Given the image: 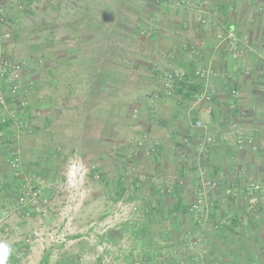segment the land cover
<instances>
[{"label": "crops", "instance_id": "1", "mask_svg": "<svg viewBox=\"0 0 264 264\" xmlns=\"http://www.w3.org/2000/svg\"><path fill=\"white\" fill-rule=\"evenodd\" d=\"M0 9V55L24 63L30 116L38 92V127L54 140L69 130L100 160L104 194L115 182L118 209L131 211L33 247L10 241L8 264H264V0H0ZM175 68L187 75L165 95ZM206 87L213 97L198 103ZM110 98L134 116L128 185L125 164L115 181L107 169ZM239 133L254 145L240 146ZM9 146L0 147L5 195L24 179L7 163Z\"/></svg>", "mask_w": 264, "mask_h": 264}, {"label": "rangeland", "instance_id": "2", "mask_svg": "<svg viewBox=\"0 0 264 264\" xmlns=\"http://www.w3.org/2000/svg\"><path fill=\"white\" fill-rule=\"evenodd\" d=\"M39 99L38 92H34L32 97L34 105L32 112L34 114L31 118L33 132L31 134L26 133L29 134L28 136L23 135L20 144L12 147L15 149L20 148L18 156L21 161V174L24 176H41V197L33 207V212L26 215L21 208L18 209V212L17 208L12 205V202L18 203L17 199L23 181L16 189L10 184L6 195L0 189V197L2 196V199L0 198V241L12 243L10 241H20L22 239L32 247L37 244V238L41 236L47 243L55 235L81 233L80 230L87 227L83 226L84 219L96 220L100 223L101 219L114 220L122 217L123 213L126 215L131 214L130 210L122 211L118 209L117 200L113 198L115 195L113 193L117 190L115 182L112 186L111 184L109 186L112 189L110 190V196L107 197L102 191L101 185L104 183V178L101 176L103 174L100 160H92L94 153L86 158L80 151V147L73 144L69 139V130L65 131L62 137L54 140L52 129L45 130L38 127V114L36 111L38 108L36 107L39 104ZM125 100L131 103L133 96L127 94ZM117 102L119 104L118 99L110 98V124H114L116 134L111 135L110 132V159L107 169L115 181L119 164H125L128 168V176L124 178V182L128 185L132 175V158L135 155L132 139L134 132L129 126L134 116L132 117L131 107L128 108L123 104L118 105V108H120L118 109ZM50 105L54 106L52 97ZM119 110H123V113L118 115L114 112ZM37 128L40 129L37 131ZM117 138H119V143L116 141ZM99 150L100 146L97 147L98 152ZM119 151L121 152L118 153ZM6 154H8V148ZM118 154L125 157L119 159ZM74 163H77L80 167L79 174L76 173L75 178L70 176V170ZM94 169L98 170L93 172ZM11 175L12 173L8 172L7 176H2V181L11 180ZM36 207H44L46 213L42 215L35 209ZM64 218L65 221H63ZM69 221L72 223L65 224ZM61 223L63 224L61 225ZM13 224H16V226H12ZM23 262L24 259L21 258L17 264Z\"/></svg>", "mask_w": 264, "mask_h": 264}, {"label": "built area", "instance_id": "3", "mask_svg": "<svg viewBox=\"0 0 264 264\" xmlns=\"http://www.w3.org/2000/svg\"><path fill=\"white\" fill-rule=\"evenodd\" d=\"M0 19L4 20L3 12L0 9ZM201 23H208L210 20L207 16H200ZM233 36V35H230ZM232 48H235L236 38L230 39ZM24 64L20 60L11 58L8 55H0V147L8 144L17 146L20 144V139L26 133L32 131V120L29 109L31 107L30 100L27 96L28 92L22 83ZM195 74L199 77L205 78L208 76L206 70H196ZM186 71L183 69L175 68L165 74L164 92L165 95H171L176 87L181 84L186 76ZM214 88H204L196 95L198 103H206L213 97ZM236 93V91H233ZM201 125L200 121L196 122ZM238 143L240 146L244 144L254 145L251 138L244 137L239 133ZM13 148V149H12ZM8 148L7 163L13 169L16 175H21V161L18 156V150L14 147ZM75 174H79L80 167L74 163ZM211 187L216 186L215 182H207ZM259 185L253 184L252 189L257 190ZM42 179L37 175H26L23 179L21 191L18 195V205L24 214L30 215L33 212V207L37 204L41 197ZM228 193L230 190L227 191ZM205 203L204 197L201 195L196 200L192 207L193 211H202L203 204ZM39 213L44 215L46 209L44 207L35 208Z\"/></svg>", "mask_w": 264, "mask_h": 264}, {"label": "clouds", "instance_id": "4", "mask_svg": "<svg viewBox=\"0 0 264 264\" xmlns=\"http://www.w3.org/2000/svg\"><path fill=\"white\" fill-rule=\"evenodd\" d=\"M13 251L9 243L0 241V264H8L9 258L13 255Z\"/></svg>", "mask_w": 264, "mask_h": 264}, {"label": "bare ground", "instance_id": "5", "mask_svg": "<svg viewBox=\"0 0 264 264\" xmlns=\"http://www.w3.org/2000/svg\"><path fill=\"white\" fill-rule=\"evenodd\" d=\"M74 174H75V168L74 167H71L70 176L72 177Z\"/></svg>", "mask_w": 264, "mask_h": 264}, {"label": "trees", "instance_id": "6", "mask_svg": "<svg viewBox=\"0 0 264 264\" xmlns=\"http://www.w3.org/2000/svg\"><path fill=\"white\" fill-rule=\"evenodd\" d=\"M93 172H96V170L94 169ZM14 181L15 182H18V177H15V180ZM20 183H21V181H20ZM45 262H46V260H45Z\"/></svg>", "mask_w": 264, "mask_h": 264}]
</instances>
